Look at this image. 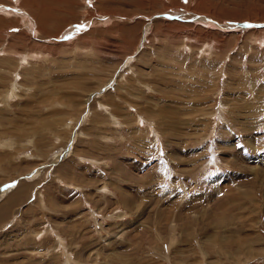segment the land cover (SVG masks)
Segmentation results:
<instances>
[{
	"label": "rangeland",
	"instance_id": "rangeland-1",
	"mask_svg": "<svg viewBox=\"0 0 264 264\" xmlns=\"http://www.w3.org/2000/svg\"><path fill=\"white\" fill-rule=\"evenodd\" d=\"M0 264H264V0H0Z\"/></svg>",
	"mask_w": 264,
	"mask_h": 264
},
{
	"label": "water",
	"instance_id": "water-1",
	"mask_svg": "<svg viewBox=\"0 0 264 264\" xmlns=\"http://www.w3.org/2000/svg\"><path fill=\"white\" fill-rule=\"evenodd\" d=\"M236 25V24H235ZM237 26H239V27H247V26H249V25H247V24H239V25H237Z\"/></svg>",
	"mask_w": 264,
	"mask_h": 264
}]
</instances>
